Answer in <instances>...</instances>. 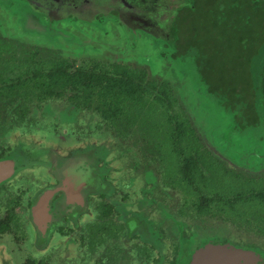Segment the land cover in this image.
<instances>
[{
	"label": "flooded vegetation",
	"instance_id": "af4514ba",
	"mask_svg": "<svg viewBox=\"0 0 264 264\" xmlns=\"http://www.w3.org/2000/svg\"><path fill=\"white\" fill-rule=\"evenodd\" d=\"M28 1L35 10L47 9L45 14L53 18L56 6H73V0H25L30 10ZM110 3L103 1V5ZM116 9L113 18L93 24L112 23L133 38L145 36L149 25V29L158 25L155 8L148 0H117ZM64 20L71 21H60ZM262 66L258 79L262 83L260 114L257 120L248 113L242 118L245 127L246 119L250 121L252 126L246 133L255 142L264 140V60ZM190 82L196 85L194 79ZM230 121L222 122V131L214 133L217 142L207 141L212 149L207 148L206 134L201 136L195 127L188 130V137L171 138L168 143L160 135L159 146L144 137L130 141L132 128L124 136L115 129H102L103 133L116 132L114 137L120 144V151H116V139L95 135L91 128L63 135L58 130H45L30 140V128L16 123L0 126V161L13 160L14 173L0 181V264H178L186 251L209 245H232L254 252L264 264L263 248L251 243L228 240L210 244L211 238L226 236H221V230L212 236L205 217L212 212L220 215L222 209H212L205 202L208 198L202 201L194 186L179 184L182 160L190 154L196 157V153L211 162L215 159V165L224 166L222 172L227 168L240 178L258 173L243 167L241 153L231 144L240 142L241 135L236 132L225 139ZM167 151L173 152L177 162L163 156ZM172 163L174 171L166 173L165 167ZM254 181L255 187L264 189V181ZM240 209H236L235 218ZM263 228L253 229L262 232Z\"/></svg>",
	"mask_w": 264,
	"mask_h": 264
},
{
	"label": "trees",
	"instance_id": "16d2710c",
	"mask_svg": "<svg viewBox=\"0 0 264 264\" xmlns=\"http://www.w3.org/2000/svg\"><path fill=\"white\" fill-rule=\"evenodd\" d=\"M20 1L25 3V0ZM103 1L73 0V6L87 13L82 11L79 17L68 18L89 25L99 19L113 18L117 0H109L111 3L106 5ZM148 3L155 8L158 25L155 29H149V25L144 30L145 37L162 43L172 60L180 59L193 67L191 78L197 81V92L213 99L215 107L231 120L225 139L233 137L236 132L243 136L252 126L246 119L248 125L245 127L243 115L253 114L257 120L263 102L255 81L260 72H256L254 64L256 61L262 64L264 60V0H148ZM33 12L40 15L35 10ZM148 70L95 60H91L88 66L75 67L69 58L53 51L24 44L14 47L2 39L0 126L5 127L8 123L22 125L32 104L39 106L65 98L69 106L63 115V118L67 117L64 122L75 123L78 113L88 110L97 112L105 127L115 129L120 136L139 123L141 129L148 130L144 138L152 145H161L160 135L167 143L171 138L188 137V130H193L190 122L172 112L176 100L167 84L162 82L158 86L157 81L148 79ZM156 106L163 108L161 113L166 123L159 119L155 134H151L152 118L157 117L159 109ZM241 106L242 110L239 109ZM231 144L239 152V142L232 141ZM167 154L163 152V156ZM196 155L184 158L183 167L177 169L182 174L179 176L180 185L186 182L190 187L194 186L202 201L208 198L206 204L212 206L216 203L217 208L226 206L233 215L241 202L248 206L253 200L254 204L264 207V189L255 187L253 178H240L227 168L222 172L224 166L215 165V159L211 162L198 157V153ZM174 167L173 163L165 167L166 173L174 171ZM243 182L250 187L246 194H229L222 190L226 184H231L225 187L229 188ZM262 211L263 217L259 219L264 220ZM248 215L257 216L249 212ZM260 233L264 234V231Z\"/></svg>",
	"mask_w": 264,
	"mask_h": 264
},
{
	"label": "rangeland",
	"instance_id": "374dc122",
	"mask_svg": "<svg viewBox=\"0 0 264 264\" xmlns=\"http://www.w3.org/2000/svg\"><path fill=\"white\" fill-rule=\"evenodd\" d=\"M40 16L35 14L32 9L30 10L20 0H0V40H8L9 45L14 47L24 44L28 47L37 46L51 52L53 51L69 58L75 64V67L88 66L91 64V60H95L107 64H124L137 70L142 68L149 69L148 79L165 82L168 84L172 96L174 94L175 97L173 98L176 101L173 104L172 112L175 111L179 115V118L189 121L192 128L195 127L194 130L201 136H204L205 133L207 140H204L206 143L207 141L217 142L214 133L222 131V122L227 123L230 119H226L225 113L217 109L213 102L206 100L204 95L196 94L195 87L197 86V81L195 82L196 85L192 84L194 83L193 81L192 83L190 82L191 74L194 75L193 67L183 60H172L169 58L167 56L169 50L162 47V43L152 41L143 35L133 38V36H130L131 34L126 35L123 30H120L112 23L104 24V26L81 24V22L69 20L51 23ZM163 53H166V55L164 56ZM142 62L150 68L141 65L140 63ZM254 66L256 72L261 71L263 67L261 61H256ZM255 79L259 91V86L262 87V83L258 80V74ZM176 83L178 84L176 85ZM261 94L260 91L259 96ZM68 106L69 103L65 98L44 102L39 106L34 103L30 108L29 114L26 116V123L18 127L30 128L33 131L32 133L28 132L30 140L33 139V136L40 137L43 134L41 132L45 130H58L57 132L63 135L64 133H72L73 130L78 128H91V131L95 135L103 134L106 139H109V137H111V140L116 139V151H120L118 148L120 145L119 141L114 137L116 132L112 131L109 134L102 132V129H107L97 112L84 110L78 113L80 115L76 117L77 121H74L75 123L64 122L67 117L63 118V115L67 111ZM156 107L161 108V110L158 109L157 117L152 118L154 119V122L151 124L153 128H149V133L151 134H155L156 122L159 119L160 122L163 120V123H166V119L161 113L163 108ZM132 129L131 133L133 134L130 137V141H136L148 134V130L144 131V129H141L139 123L133 125ZM18 135L21 137V130ZM262 137L264 138V135ZM21 138L22 140L25 139V137ZM162 139L163 137H159V140ZM251 139V136L249 137L245 132L241 136L237 148L241 153L243 167L250 170V173L251 171L258 172L255 175L248 173L246 175H250V177L256 179V182H261L264 181V140L255 142ZM130 141H128L129 144ZM206 143H203L205 147ZM209 144L207 143V148L212 149ZM121 151L124 153V148ZM167 153L168 160L171 161L173 158V161L177 162V157L173 156V152L167 151ZM248 170L243 169L244 172H248ZM260 171L261 174H259ZM161 174L164 180L163 173ZM244 182L241 185H234L229 188L225 187L231 184H226L222 190H225L229 194L232 192H243L246 194L250 191V187ZM215 204L212 205V209H222V211L220 215L212 212V216L205 217V221L209 223L206 226L209 227L212 236H217L213 234L221 230L223 232L221 236L226 237H213L210 239V244H221L228 240L239 243L243 241V243L259 246L264 251V234L260 233L261 230L253 229L264 227V220H259V217H263L261 215L263 213L262 210H264L263 206L258 203L254 204L253 200H251L248 206L244 202H241L236 207V209L238 207L241 208L237 212L240 214L235 218V214L233 215V212H230L228 207L221 206L217 208ZM248 212L251 215H257L255 217L258 219L249 216ZM230 213L232 216L229 215Z\"/></svg>",
	"mask_w": 264,
	"mask_h": 264
},
{
	"label": "water",
	"instance_id": "95a60500",
	"mask_svg": "<svg viewBox=\"0 0 264 264\" xmlns=\"http://www.w3.org/2000/svg\"><path fill=\"white\" fill-rule=\"evenodd\" d=\"M30 7L33 10L35 8L32 3L29 2ZM43 6V5H41ZM56 6L52 9L54 18L45 14L44 7L42 10H35L38 14L49 21H60L69 16L79 17L82 11L87 13L85 10H81L76 6L67 5L65 8ZM13 160L7 159L0 161V181L7 180L13 176ZM178 264H260L259 257L257 254L251 251H246L240 248H236L232 245H209L199 249L186 251L180 258Z\"/></svg>",
	"mask_w": 264,
	"mask_h": 264
}]
</instances>
